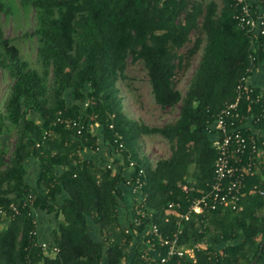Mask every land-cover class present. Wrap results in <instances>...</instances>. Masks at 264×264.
<instances>
[{
    "label": "trees",
    "instance_id": "trees-1",
    "mask_svg": "<svg viewBox=\"0 0 264 264\" xmlns=\"http://www.w3.org/2000/svg\"><path fill=\"white\" fill-rule=\"evenodd\" d=\"M264 8V0H253ZM25 10L33 9L36 27L38 67L22 58L6 37L3 16H10L12 0H0V68L13 81L0 114V209L11 205L20 213H7L10 223L0 217V264H147L140 258L145 248L134 243L148 224L155 223L166 235L177 230L176 217H167L168 206L180 203L188 211L198 190L214 178L217 152L207 126L214 116L237 97V86L252 76L264 60V36L252 37L233 19L234 0H19ZM197 37L187 56L179 53ZM202 50L199 66L187 91L177 89L176 75ZM142 61L147 70L155 103L160 108L180 105L174 123L147 126L129 117L119 87L125 78L128 58ZM71 92L74 104L66 95ZM262 95L257 103H251ZM83 114L102 126L100 135L92 127L81 137L74 129L52 126L60 112L75 118ZM250 106V111L248 107ZM243 113L263 118L257 125L264 133V91L252 87L241 99ZM41 116L42 123L29 116ZM113 126V129L110 126ZM52 137L43 140L46 130ZM12 133L14 149L7 150ZM117 135L124 143L117 171L84 160L85 148L94 153L100 136L109 154ZM160 135L171 145V156L155 166L138 153L141 136ZM41 143L40 147H36ZM9 153V154H8ZM144 157V155H141ZM41 162L38 188L26 182V163ZM119 161V160H115ZM145 170L143 193L151 217L141 226L131 223L135 200L125 193L127 177L122 170L129 162ZM264 177L253 178L248 187ZM192 187L195 190H192ZM44 188V189H43ZM36 193L34 207L61 216L55 229L58 252L44 253L30 237L34 229L31 207L25 206L30 192ZM67 197L58 203L60 194ZM243 210L221 208L208 215L192 214L183 221L181 243L194 247L195 259L173 257L167 264H264V197L247 194ZM10 211V210H9ZM168 219V221H166ZM3 224V225H2ZM92 225L98 237L92 234ZM100 239V240H99ZM163 255L165 249L160 248Z\"/></svg>",
    "mask_w": 264,
    "mask_h": 264
},
{
    "label": "built area",
    "instance_id": "built-area-1",
    "mask_svg": "<svg viewBox=\"0 0 264 264\" xmlns=\"http://www.w3.org/2000/svg\"><path fill=\"white\" fill-rule=\"evenodd\" d=\"M236 12L233 19L242 30H246L252 37L264 36V8L256 5L253 0H234ZM237 97L234 101L227 103L215 116L213 122L207 126V132L213 136V146L217 152V158L214 165V178L206 184V189L198 190L200 195L195 197L184 212L180 203H171L168 206L167 217L174 215L176 217L177 230L172 235L164 234L157 224H148L144 233L137 235V240L145 250L140 258L147 264H167L173 257H190L195 259L196 251L204 246L203 243L196 244L194 247H186L181 243L183 234V221H189L192 214L202 215L203 222H208V215L221 208L230 209L234 212L243 210V198L249 195H259L264 197V188L260 183H254L248 187L247 183L253 178L264 177V133L257 127L263 118V113H243L240 109L241 99L246 92H252V86L248 84V78H243L238 84ZM262 95H257L251 103H257ZM88 105V100L81 103L82 112L79 116L65 117L59 112L56 121L52 126L63 125L67 129H74L73 136L81 137L86 129L92 127L94 130L101 131L103 128L99 123L91 124V121L83 114ZM250 111V106L248 107ZM113 129V126H110ZM94 132V131H93ZM96 133V132H95ZM51 129L46 130L43 140L52 137ZM121 136L117 135L114 144L111 146L113 154H109L108 143L103 146L97 143L94 153L105 154L108 161L105 167L117 171L119 169L115 162V155L122 157L121 152L124 149V143L120 142ZM37 143L36 147H40ZM137 163L129 162V169L133 173L137 171ZM132 173V174H133ZM127 176V184L131 189V194L135 203L133 205V215L131 223L134 227L141 226L144 219L151 217L146 210V196L143 193L145 183L143 177L145 170L140 168L136 175ZM192 190L195 188L192 187ZM36 193L30 192L27 196L25 206H30V214L33 217L34 229L29 233V237L36 242L44 253L58 252V247L54 244L38 241L37 238V208L34 207ZM10 210V211H9ZM11 212L13 216L20 213L19 207L11 205L9 209H0V217L7 218V213ZM168 221V219H166ZM160 248L165 249L163 255Z\"/></svg>",
    "mask_w": 264,
    "mask_h": 264
},
{
    "label": "rangeland",
    "instance_id": "rangeland-1",
    "mask_svg": "<svg viewBox=\"0 0 264 264\" xmlns=\"http://www.w3.org/2000/svg\"><path fill=\"white\" fill-rule=\"evenodd\" d=\"M215 1L219 9L222 8V0H205ZM14 7L13 13L6 17H2L4 33L13 44L19 49L22 58L28 60L32 66L38 67V44L37 39L32 36L36 27V17L33 9L25 10L20 6L19 0H12ZM196 33L191 35V42L188 43L179 53L187 56L188 50L193 46L196 40ZM202 50H200L188 62H185V69H180L176 75L177 89L185 94L193 73L199 66ZM125 78L119 81L121 90L124 111L129 117L139 123L147 126H164L169 123H174L180 114V105L174 108H160L155 103L152 88L148 79L147 70L142 61L132 62V58L127 60L125 70ZM13 81L8 76L6 70L0 68V114H5V105L10 95ZM68 92L66 100L70 105L74 104V98ZM30 117L42 123L41 116L38 113L31 112ZM95 130V129H94ZM96 133L100 135V131L96 129ZM16 134L12 133L7 142V151L11 153L14 149ZM141 147L138 150L142 157L139 156L141 163L145 166V156L152 161V166H155L157 160L161 158H169L171 156V145L160 135L141 136L139 140ZM98 143L103 146L104 138L99 137ZM91 152V151H90ZM8 153V154H9ZM53 256V254H51Z\"/></svg>",
    "mask_w": 264,
    "mask_h": 264
},
{
    "label": "crops",
    "instance_id": "crops-1",
    "mask_svg": "<svg viewBox=\"0 0 264 264\" xmlns=\"http://www.w3.org/2000/svg\"><path fill=\"white\" fill-rule=\"evenodd\" d=\"M248 84L252 87H256L264 91V60L261 61L259 64L258 69L253 70L252 76L248 78ZM95 129V128H94ZM94 133L96 132V129L93 130ZM140 143V142H139ZM139 148L141 145H138ZM139 150V149H138ZM80 156L84 160H93L96 165L98 166H104L106 161H108L107 156L103 153L101 154H95L87 150L86 148L80 152ZM115 161L118 165V167L123 166L124 162H122L121 157L115 155ZM145 158H147L145 156ZM148 159V158H147ZM151 165L153 164L151 159H150ZM41 162L38 161L35 158H31L27 161L26 163V171H27V176H26V182L32 186L33 188H38V182L39 178L41 175ZM133 170L129 168H124L122 170V173L124 176H130L132 174ZM44 189V188H43ZM125 193L127 196L132 198L131 194V189L130 187H125ZM67 197L66 193H62L58 197V203H62V201ZM36 219H37V238L38 241L44 242V243H49V244H54L56 240L55 236V229L58 224V222L62 219L61 216L57 217V213H47L46 211L38 209L36 213ZM10 223V220L8 219H3V224L7 225ZM2 224V225H3ZM92 234L95 237H98V234L96 233V228L94 225H92ZM100 240V239H99ZM138 242L136 239L134 243ZM101 264H107L106 261L104 260Z\"/></svg>",
    "mask_w": 264,
    "mask_h": 264
}]
</instances>
